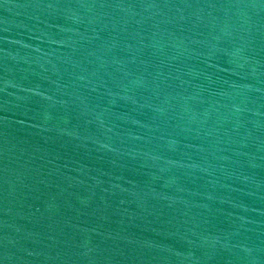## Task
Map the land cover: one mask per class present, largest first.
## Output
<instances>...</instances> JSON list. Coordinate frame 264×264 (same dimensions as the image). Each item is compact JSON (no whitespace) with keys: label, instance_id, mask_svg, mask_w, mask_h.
<instances>
[{"label":"water","instance_id":"1","mask_svg":"<svg viewBox=\"0 0 264 264\" xmlns=\"http://www.w3.org/2000/svg\"><path fill=\"white\" fill-rule=\"evenodd\" d=\"M0 264H264V0H0Z\"/></svg>","mask_w":264,"mask_h":264}]
</instances>
